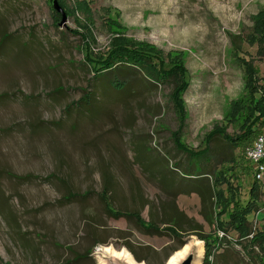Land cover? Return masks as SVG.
<instances>
[{
    "label": "rangeland",
    "instance_id": "374dc122",
    "mask_svg": "<svg viewBox=\"0 0 264 264\" xmlns=\"http://www.w3.org/2000/svg\"><path fill=\"white\" fill-rule=\"evenodd\" d=\"M77 1H66L74 14L60 27L52 0H0V264H103L100 246L133 251L144 259L139 263L167 264L189 238L202 242L205 264L210 250L200 235L216 241L210 264H264V251L217 228L215 204L189 187L200 182L180 179L195 164L174 143L180 124L169 99L173 86H153L133 73L120 91L112 74L93 78ZM85 1L95 57L111 48L110 19L136 42L186 54L184 141L195 151L208 145L207 173L236 167L234 183L246 202L256 166L220 137H206L244 93L234 43L264 76V54L246 40L264 0ZM88 93L92 105L83 102ZM240 126L227 133L240 134ZM241 161L249 175L236 166ZM259 183L254 233L264 230V178ZM106 199L132 216L113 217ZM137 215L161 232L143 230ZM174 224L187 231L182 238L165 230Z\"/></svg>",
    "mask_w": 264,
    "mask_h": 264
},
{
    "label": "trees",
    "instance_id": "16d2710c",
    "mask_svg": "<svg viewBox=\"0 0 264 264\" xmlns=\"http://www.w3.org/2000/svg\"><path fill=\"white\" fill-rule=\"evenodd\" d=\"M53 1L54 0H52V3ZM66 1L67 0H58V3L66 11L67 15L71 16L74 12L68 9ZM76 9L80 11V14L86 17L84 33L80 34H82L86 42L88 51L85 57V63L91 69L94 79L112 74L114 75L111 80L112 87L121 91L128 85V78L131 77L133 73H138L143 75L145 81L153 86H173L169 99L173 104L174 113L180 124L178 130L173 134L174 143L177 150L186 154L195 164L194 171L182 170L181 175H179L180 179H192L198 180L193 182H200L194 185L190 184L189 187L196 190L203 200L208 198L211 203L215 204V221L217 223V228L224 233V236L233 232L238 235V242L240 244L241 241L248 240L251 247H258L260 250L264 251V230L254 233L250 226V218L254 213L260 211V181L255 176L249 198L244 202L239 186H236L234 183V177L237 174L235 172L236 167L227 168L226 170L222 169L219 173H207L202 167V161L209 154L208 145L201 151H195L184 141L183 130L188 120L185 94L191 85V76L185 61L186 54L182 52L166 54L157 46L146 42H136L127 37L124 29L116 20L108 19V24L114 33L111 48L104 56L95 57L92 53V48L96 40L93 34V22L91 20L93 13L90 5L85 0L77 1ZM56 14L58 16V21H60L61 15L58 14L57 11ZM76 33L79 34L78 32ZM246 40L251 46L257 45L259 53L262 55L264 54V9L253 17V27L247 35ZM233 50L236 62L243 69L244 93L240 98L231 103L230 109L224 117L223 124L221 126H216L214 130L208 134L206 142L210 143L212 140L220 137L225 143L240 150L242 154L241 158L244 159L243 156L246 157L247 149L253 146L256 140L263 135L261 128L264 127V76L261 77L260 69L254 65L252 60H246L240 56L239 47L236 46L235 43L233 44ZM121 78L123 80H121ZM94 101L95 100H92V93L86 94L83 100V102L89 105H92ZM240 123L241 133L236 136H230L227 133L229 126ZM234 160L235 159H231V162ZM243 162L241 161V165L237 162L236 166H240L241 172L243 171L242 173L249 175L252 169L248 165L246 167L242 165ZM174 167L179 169L177 164H175ZM30 177L32 178V176ZM106 205L108 212L115 218L132 216L115 211L111 204L107 202V199ZM214 213H211L210 219L214 220ZM136 218L140 227L146 232H161L159 225L153 220L145 222L139 215H137ZM165 230L178 238H182L183 233L181 232L187 233V231L179 227L178 224H174V226L170 225L166 227ZM210 236L211 235H200V240L206 241L208 244L207 249L210 250L208 251L205 264H210V259L213 256L215 248L214 243L216 241H209ZM251 236L252 239H250ZM221 243H219V245ZM100 244L103 243L100 242ZM131 252L138 262L144 261V259L136 255V253L133 251Z\"/></svg>",
    "mask_w": 264,
    "mask_h": 264
},
{
    "label": "bare ground",
    "instance_id": "6f19581e",
    "mask_svg": "<svg viewBox=\"0 0 264 264\" xmlns=\"http://www.w3.org/2000/svg\"><path fill=\"white\" fill-rule=\"evenodd\" d=\"M191 254L195 255L194 264H201L203 255L202 242L198 240L190 242L184 248L175 252L167 264H182L183 261ZM98 255L103 264L112 260H119L124 262V264H143L137 262L134 256L126 249L116 251L112 247L100 246Z\"/></svg>",
    "mask_w": 264,
    "mask_h": 264
},
{
    "label": "built area",
    "instance_id": "2783aa9c",
    "mask_svg": "<svg viewBox=\"0 0 264 264\" xmlns=\"http://www.w3.org/2000/svg\"><path fill=\"white\" fill-rule=\"evenodd\" d=\"M247 159L256 166L255 174L257 179L260 181L264 178V136H260L256 142L247 149Z\"/></svg>",
    "mask_w": 264,
    "mask_h": 264
},
{
    "label": "water",
    "instance_id": "95a60500",
    "mask_svg": "<svg viewBox=\"0 0 264 264\" xmlns=\"http://www.w3.org/2000/svg\"><path fill=\"white\" fill-rule=\"evenodd\" d=\"M53 8L58 12V14L61 15V20L58 23L60 27H63L66 25L68 21V15L66 11L59 5L58 0H54L52 3ZM192 238L186 239L185 243L183 244L182 248H184L186 245H188L190 242H192ZM182 264H194V255H189Z\"/></svg>",
    "mask_w": 264,
    "mask_h": 264
}]
</instances>
